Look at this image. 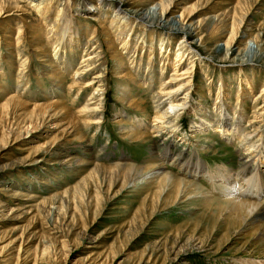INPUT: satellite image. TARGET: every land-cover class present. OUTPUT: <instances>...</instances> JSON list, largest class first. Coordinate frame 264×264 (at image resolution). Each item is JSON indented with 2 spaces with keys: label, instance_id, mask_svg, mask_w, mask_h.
I'll list each match as a JSON object with an SVG mask.
<instances>
[{
  "label": "rangeland",
  "instance_id": "obj_1",
  "mask_svg": "<svg viewBox=\"0 0 264 264\" xmlns=\"http://www.w3.org/2000/svg\"><path fill=\"white\" fill-rule=\"evenodd\" d=\"M142 1L151 21L141 0H0V264H264V213L234 203L264 211V0ZM179 83V129H154ZM220 112L228 134L197 129Z\"/></svg>",
  "mask_w": 264,
  "mask_h": 264
},
{
  "label": "bare ground",
  "instance_id": "obj_2",
  "mask_svg": "<svg viewBox=\"0 0 264 264\" xmlns=\"http://www.w3.org/2000/svg\"><path fill=\"white\" fill-rule=\"evenodd\" d=\"M30 1H33V0H30ZM145 2V1H144ZM142 0H141V5L140 6H143L144 7V5H145V3H144ZM167 4H168V2H167ZM171 4H172V2H171ZM171 4L170 5H166V4H163V3H158L156 6H160V12H159V14H158V16H157V19H156V23H159V21H163V20H165V19H167V15L169 14V12H171L170 10H169V6H171ZM145 8V7H144ZM143 10V9H142ZM139 13H141V14H143V16L144 17H142L141 19L142 20H145V21H151L153 18H154V16H153V14L152 13H150V10L147 8H145L144 9V11H141V12H139ZM150 15H152V17L150 18ZM148 18H150V19H148ZM181 19H183V18H181ZM182 22V21H181ZM57 24H58V22H57ZM58 27V25L56 26V28ZM171 27V29L173 28V26H170ZM59 28V27H58ZM146 28V27H145ZM70 29V28H69ZM170 29V28H169ZM177 30V31H180L181 33H183L184 34V36L185 37H188V35H190V29H189V26H187V24H181L178 28H173V30ZM174 30V31H175ZM148 31V30H147ZM71 37H73V35H71ZM169 37V36H168ZM235 39V35L233 36V38H230L229 39V41L225 44V50L226 51H228V52H231L232 50H233V48L234 47H232L233 45H231V43H233V40ZM238 39V38H237ZM79 42V38L77 37V36H75L71 41H70V43H72L70 46L72 47V48H70V52L72 53L74 50H75V48H76V46H77V44H79L78 43ZM249 42H253L254 44H256V46H257V48H258V50H259V54L263 57L264 56V46L263 47H259L258 46V42L256 41V39L255 38H250L249 39V41H248V43ZM258 43V44H257ZM263 44V43H262ZM261 44V45H262ZM164 45V44H163ZM162 45V49L161 50H165V48H164V46ZM260 45V44H259ZM217 49V48H216ZM235 49V48H234ZM176 53H177V55H176V58H175V62H179V63H181V61L183 60V58L185 57V55H186V51L184 50V49H182V47L181 48H178L177 49V51H176ZM229 54V53H228ZM237 54H241V53H238L237 52ZM242 55H244V56H247L245 53H242ZM170 56V54H168L167 55V60H168V62L170 63L171 62V58L169 57ZM239 56V55H238ZM151 58H153L154 56L153 55H151L150 56ZM93 57H91V58H88V59H92ZM150 58V59H151ZM163 60V59H162ZM242 60H247V59H245V58H243ZM70 61V58H69V54H68V56H67V58H66V60H64V61H61V63L63 64V65H65V62H69ZM151 61H152V59H151ZM251 61H255V60H251ZM259 61V60H258ZM154 61H152L151 62V64L153 63ZM163 62V61H162ZM247 63V62H246ZM52 64V66L54 65L55 66V64H54V62H52L51 63ZM166 65V61L164 62V63H162V65L161 66H165ZM180 65V64H179ZM132 67V66H131ZM90 70V69H89ZM255 70V69H254ZM174 71H176V70H174ZM187 70H185V71H176V74H175V76L176 75H179V77H175V78H173V79H176V78H178L176 81H179V82H181V81H183V76L181 77L180 75H184V74H186L187 72H186ZM255 72V71H254ZM79 74H81V71H76V73H75V75H79ZM136 74H135V71H132L131 70V72H129L127 75H126V77H129V78H131L132 79V82L134 83V82H140L139 80H137V79H139V77H137V76H135ZM174 75V74H173ZM96 78H97V76H96ZM95 81H91V82H89V84L88 85H86V86H89V85H92L93 83H94ZM172 83H175L173 80L171 81V80H169L168 81V83H167V85L169 84H172ZM248 83V86H250V84H251V82L250 81H248L247 82ZM141 82H140V86H141ZM220 84H222V83H220ZM19 86V85H18ZM85 86V87H86ZM121 86H123L122 88H121ZM120 87H119V92L121 93L122 92V94L124 93V91H129V88H131L130 87V85H126L125 86V84L124 85H121ZM178 87L176 88V89H174V90H166V88H165V90H162L161 88L159 89V91H158V94H157V97H158V102H160L159 104L162 106H160V105H158V107H157V109H162L161 111L160 110H156V112H159L160 111V113L159 114H157V115H155V121H156V124L155 125H153L154 126V129H164V128H167L168 126L170 127V128H174L173 130H178L179 128H178V126H177V121H179V119H180V115H179V113L180 112H178V110H183L184 109V107L182 106L181 107V105L183 104V102L182 103H180L179 102V100H178V98L176 97V95L182 90V88L184 87V84H182V83H179V85H177ZM124 88V89H123ZM142 88V87H141ZM251 88H253V86H251ZM103 90V87H101L100 89H97L96 91H97V95H91V97L87 100V102H86V104H85V106H84V109H83V111H82V113L83 114H85L86 116H89V115H91L92 113H96L99 109H100V107L98 106V105H96L98 102H96V100H98V101H100V100H102V99H99L100 98V91H102ZM104 91V90H103ZM22 103V102H21ZM96 103V104H95ZM133 105V104H132ZM139 105V104H138ZM53 106V105H52ZM44 109V108H43ZM45 111V110H44ZM172 113H175V118H174V120H173V117H174V115H172ZM221 113V117H220V121L219 122H208V121H205V122H199L198 123V125L196 126V127H199V128H197L200 132H202V131H205V129L204 128H206V129H213V130H215V131H217L218 133H220L221 135H223L222 133H227L228 131V127L229 126H231V125H233L231 122V119L229 118L228 119V117H227V115H226V113L225 112H220ZM204 115V114H203ZM204 118V117H203ZM120 121H122V120H119V122ZM217 121V120H216ZM255 122V121H254ZM92 124H99V123H101V121H99V120H95V121H93V122H91ZM158 123H160L159 125H158ZM176 128V129H175ZM161 131V130H160ZM135 133V132H134ZM158 133V132H157ZM137 134V133H136ZM228 134V133H227ZM245 136V138H246V135H244ZM137 137V136H136ZM142 138V137H141ZM244 139V138H243ZM246 140V139H245ZM159 145V144H158ZM166 145V144H165ZM164 145V146H165ZM168 146H170V145H172V144H167ZM166 145V146H167ZM163 146V149L166 147H164ZM249 147L250 148H253V149H255V150H257L258 151V148H259V144H255V143H251L250 145H249ZM181 149V148H180ZM168 150H170L169 148H167V150L165 151V153H167L168 152ZM161 152V151H160ZM171 152H172V150H171ZM164 153V154H165ZM182 155H183V152L182 151H180V152H178V153H176L173 157H174V159L173 160H175V161H180L181 160V158H182ZM160 167V166H159ZM247 169V168H246ZM254 169V168H253ZM246 171H248V170H246ZM251 171V170H250ZM173 182V181H172ZM187 185V184H186ZM247 194H249L248 192H247ZM238 198V197H237ZM236 198V201H234V203H235V205L237 206V209L240 211V212H242L243 214H244V212H246L245 210L248 208V209H256V215L255 216H260V214H262V212L264 213V211H262L261 210V208L260 207H262V206H260L259 207V204L258 203H251V202H246V201H238V199ZM230 203V202H229ZM252 206H254V207H252ZM263 209V208H262ZM237 210V211H238ZM253 214V213H252ZM247 215V214H246ZM249 215V214H248ZM250 216H251V214H250ZM252 217V218H254V219H256V217ZM250 218V217H249ZM258 218V217H257ZM248 220V219H247ZM250 220V219H249ZM259 220V219H258ZM264 220V219H263ZM261 222V221H260ZM259 222V223H260ZM258 223V222H257ZM256 224V223H255ZM262 224H264V223H262ZM260 226V225H259ZM257 227V226H256ZM263 233V236H264V232H262ZM262 235V234H261ZM262 236V237H263ZM264 239V238H263Z\"/></svg>",
  "mask_w": 264,
  "mask_h": 264
}]
</instances>
